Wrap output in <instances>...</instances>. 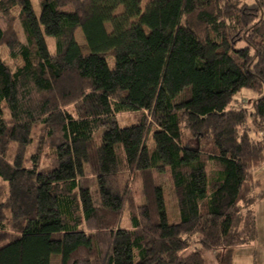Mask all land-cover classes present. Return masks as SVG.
I'll return each instance as SVG.
<instances>
[{
  "label": "trees",
  "instance_id": "16d2710c",
  "mask_svg": "<svg viewBox=\"0 0 264 264\" xmlns=\"http://www.w3.org/2000/svg\"><path fill=\"white\" fill-rule=\"evenodd\" d=\"M38 2L0 0V264H231L264 198V0Z\"/></svg>",
  "mask_w": 264,
  "mask_h": 264
},
{
  "label": "rangeland",
  "instance_id": "374dc122",
  "mask_svg": "<svg viewBox=\"0 0 264 264\" xmlns=\"http://www.w3.org/2000/svg\"><path fill=\"white\" fill-rule=\"evenodd\" d=\"M32 1L34 4L36 13L40 14L41 12L40 3L38 2V0H32ZM0 23L1 25H4V26L6 25L5 18L2 16H0ZM18 27H19L18 30L20 31V34L22 37L23 35L22 30L20 26ZM76 35H77V39L80 42L84 41V35H83L81 28L77 29ZM48 44L51 48L54 46L53 38H48ZM0 55L3 59L9 62H12L10 58L8 57L7 52L4 51L3 49L0 50ZM18 63L22 64V61L19 60ZM109 64L111 65V67H114L115 61H114L113 56L109 58ZM12 66H14V64H12ZM262 97L263 96L258 94L256 91L253 92L252 90L243 89L235 95L234 101L232 103V107L241 108L242 106H244V107H247L248 110H254L255 108L254 104L259 98L261 99ZM139 116L140 115H136L135 113H130V112L121 113L118 116L119 123L121 126L131 125L138 121ZM254 121H255V118L251 116L247 120V123L249 124L255 123ZM262 127L263 125L255 126V128L257 129L262 128ZM261 133L264 134V132L262 131L259 134ZM252 135L255 136L257 134L255 133V131H252ZM147 143L149 145H152L154 143L151 137L148 138ZM254 175H255V178L262 181V184L264 185V164L258 167ZM114 178L117 181L116 183L118 187H121L123 190H125L126 188L130 189V186L133 183L130 175L126 171H124V167H121V170L116 174ZM160 181H162V184H163V192H164V198H165L168 218L170 222H173L174 221L173 202L170 196V189H169L167 175L163 174L161 176ZM135 188L137 191V195L142 198L140 191H138V188L137 187ZM93 189H94V193L96 194L95 196L98 197V185L95 182L93 184ZM254 208L256 211V215H257V227H258L257 238L255 239L254 242L250 244L240 245L234 248V252H232V256H231V264H264V198L258 199L256 203L254 204ZM127 216H128L127 214L122 215L121 223L123 225L128 226L129 223L127 222ZM192 246H195L199 250L202 251L205 257V260H206V264H222V261L225 260L226 255L219 256L218 255L219 253L217 254L216 250L201 249L200 244H197V243H193Z\"/></svg>",
  "mask_w": 264,
  "mask_h": 264
},
{
  "label": "crops",
  "instance_id": "0c3cea01",
  "mask_svg": "<svg viewBox=\"0 0 264 264\" xmlns=\"http://www.w3.org/2000/svg\"><path fill=\"white\" fill-rule=\"evenodd\" d=\"M18 29H19V27H18ZM21 38H22L23 40H25L23 35H22V37H21Z\"/></svg>",
  "mask_w": 264,
  "mask_h": 264
}]
</instances>
